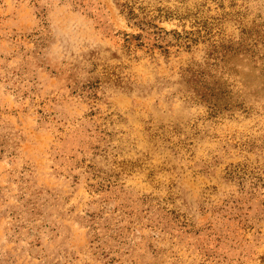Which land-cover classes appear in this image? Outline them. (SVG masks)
<instances>
[{
	"label": "rangeland",
	"instance_id": "rangeland-1",
	"mask_svg": "<svg viewBox=\"0 0 264 264\" xmlns=\"http://www.w3.org/2000/svg\"><path fill=\"white\" fill-rule=\"evenodd\" d=\"M0 264H264V0H0Z\"/></svg>",
	"mask_w": 264,
	"mask_h": 264
}]
</instances>
